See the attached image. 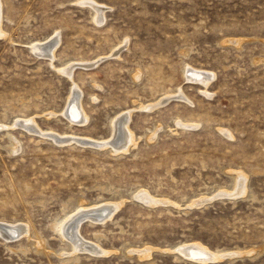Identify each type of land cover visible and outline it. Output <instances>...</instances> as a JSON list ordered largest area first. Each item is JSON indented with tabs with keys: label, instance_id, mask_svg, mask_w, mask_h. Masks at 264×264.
I'll return each instance as SVG.
<instances>
[{
	"label": "rangeland",
	"instance_id": "obj_1",
	"mask_svg": "<svg viewBox=\"0 0 264 264\" xmlns=\"http://www.w3.org/2000/svg\"><path fill=\"white\" fill-rule=\"evenodd\" d=\"M0 8V264H264V0Z\"/></svg>",
	"mask_w": 264,
	"mask_h": 264
},
{
	"label": "bare ground",
	"instance_id": "obj_2",
	"mask_svg": "<svg viewBox=\"0 0 264 264\" xmlns=\"http://www.w3.org/2000/svg\"><path fill=\"white\" fill-rule=\"evenodd\" d=\"M95 8V7H94ZM1 9V8H0ZM100 8H98V10H99ZM96 10V9H95ZM97 11V10H96ZM101 11V10H100ZM99 11V12H100ZM1 12V11H0ZM98 12V13H99ZM1 18V17H0ZM1 23V22H0ZM3 35V34H2ZM45 50V49H44ZM88 65H90V64H88ZM70 68H72V67H70ZM187 73L193 78V79H198V80H200V79H202L204 76H205V73H199V72H196V71H194V70H191V69H188L187 70ZM207 73V72H206ZM209 76V75H208ZM207 77V76H206ZM207 83V82H206ZM77 92H78V90H77ZM74 96H76V95H74ZM72 97H73V95H72ZM75 99L76 98H74V99H70L69 101H68V104H67V108H66V110L64 111V115L66 116V117H68L70 120H72V121H74V120H76L77 119V117H80V115L81 116H83V114L81 113L82 111H80L78 108H77V105L75 104L76 102H75ZM77 100V99H76ZM164 100V99H163ZM80 102V101H79ZM162 102V101H161ZM67 103V102H66ZM160 105V104H159ZM81 108V107H80ZM130 114V113H129ZM129 116V115H128ZM85 117V116H84ZM68 120V119H67ZM119 120V119H118ZM28 121H31V119L30 120H28ZM26 122V121H25ZM33 122V121H32ZM69 122V121H68ZM79 122V121H78ZM24 123V122H23ZM29 123V122H28ZM31 123V122H30ZM26 124V123H25ZM116 125V124H115ZM118 125V124H117ZM119 127H118V131L116 132V135H115V137H113V139H112V145L113 146H119V145H121V142L123 141V129H124V126H123V124H120V125H118ZM14 127V126H13ZM188 127V126H187ZM27 128H29V127H27ZM11 129V128H10ZM126 130V129H125ZM115 131V130H114ZM128 131V130H127ZM115 133V132H114ZM56 136V135H55ZM58 136V135H57ZM67 136V135H66ZM51 137V136H50ZM52 138H53V136H52ZM65 138V136H58V137H54V139L55 140H62V139H64ZM70 139H71V142H76V144H78V145H81V146H88V147H98L99 145L98 144H101L102 143V141H96V140H91V139H88V138H80V137H75V136H70L69 137ZM126 138V137H125ZM54 139H52V140H54ZM133 140V139H132ZM129 142H133V141H131V139L130 140H128ZM127 141V142H128ZM132 144H135V143H132ZM133 146V145H132ZM135 146V145H134ZM115 147V148H116ZM118 148V147H117ZM124 148H126V147H124ZM121 151H122V149H121ZM123 153V152H122ZM237 183H236V185L238 186V184L240 183V182H242V180L244 179L243 178V176L241 175V173H238L237 175ZM244 182V181H243ZM237 186H236V189H237ZM243 186V185H242ZM239 187V186H238ZM240 189V188H239ZM238 189V190H239ZM242 189V188H241ZM237 192V191H236ZM243 192V191H242ZM221 193H223V192H221ZM238 193H239V191H238ZM244 193V192H243ZM224 194V193H223ZM147 195V194H146ZM143 196V198L144 197H147V196ZM222 196V195H221ZM239 196V195H238ZM142 200V199H141ZM203 200V199H202ZM155 201V200H154ZM204 201V200H203ZM164 203V202H163ZM201 203V202H200ZM165 204V203H164ZM204 204V203H203ZM92 208V207H91ZM95 212L94 213V215H96L97 217H99L100 215H103L104 216V214L106 213V211H105V208H99V207H96V208H92V209H87V210H82V213H84V212ZM93 213H91V214H93ZM90 215V214H89ZM82 216V215H81ZM88 216V215H87ZM95 216V217H96ZM92 217V216H91ZM70 218V217H69ZM102 218V217H101ZM94 220V219H93ZM104 220V219H103ZM75 221V220H74ZM64 223V222H63ZM70 228H67L66 230H67V232H68V234H67V237L70 239V240H72V241H74L75 240V235L76 234H74V225H72V226H69ZM62 228V227H61ZM77 228V227H76ZM21 231H22V228L19 226V227H14V226H11V225H6V224H2V223H0V235H1V233L2 234H4L5 236H14V235H18V234H21ZM25 237H27L28 236V233H29V230H28V227L26 226L25 227ZM64 232V231H63ZM65 234V235H66ZM4 236V237H5ZM24 236V235H23ZM63 236V235H62ZM66 237V238H67ZM8 238V237H7ZM15 238V237H14ZM13 238V239H14ZM81 238V237H80ZM11 239V238H10ZM37 241H36V246L38 247V248H40V249H42L43 250V247H44V242L43 241H41L40 240V238L39 237H37ZM79 240V239H78ZM82 240V239H81ZM67 241H69V240H67ZM70 242V241H69ZM75 242V241H74ZM80 242V241H79ZM68 244V243H67ZM74 244V243H73ZM72 245V244H71ZM81 245V244H80ZM84 245V244H83ZM87 246H90V245H87ZM71 247V246H70ZM86 247V246H85ZM73 248V247H72ZM82 248H84V247H82ZM90 248H92V249H94V250H97L96 248H97V246L94 248V247H92V246H90ZM81 249V248H80ZM85 249V248H84ZM86 250V249H85ZM146 251H145V253H139L140 255L138 256V257H141V258H147V257H149V249H145ZM44 251H45V249H44ZM72 251V250H71ZM89 252V251H88ZM143 252H144V250H143ZM211 252V251H210ZM94 253V252H93ZM212 253V252H211ZM102 254V253H101ZM174 254H180L182 257H185V258H188V259H190V260H193V261H198V262H200L201 264L202 263H205L206 261H208L210 258H212L213 259V261L214 260H219V259H221L222 257L221 256H218V254H210L209 253V251H207L206 249H204L203 247H201L200 245H196V244H193V245H188V246H185V247H182V248H180V250H179V252L178 253H174ZM228 254V253H227ZM235 254V253H234ZM225 257V256H224ZM234 258V257H233ZM197 262V263H198ZM217 262V261H216Z\"/></svg>",
	"mask_w": 264,
	"mask_h": 264
}]
</instances>
